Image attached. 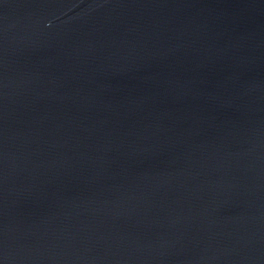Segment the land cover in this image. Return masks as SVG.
<instances>
[{"label": "water", "instance_id": "water-1", "mask_svg": "<svg viewBox=\"0 0 264 264\" xmlns=\"http://www.w3.org/2000/svg\"><path fill=\"white\" fill-rule=\"evenodd\" d=\"M0 264H264V0H0Z\"/></svg>", "mask_w": 264, "mask_h": 264}]
</instances>
